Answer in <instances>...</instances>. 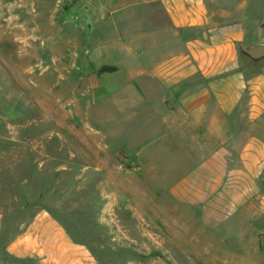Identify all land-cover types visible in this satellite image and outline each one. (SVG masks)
<instances>
[{
  "label": "rangeland",
  "instance_id": "374dc122",
  "mask_svg": "<svg viewBox=\"0 0 264 264\" xmlns=\"http://www.w3.org/2000/svg\"><path fill=\"white\" fill-rule=\"evenodd\" d=\"M158 14L155 0H0V212L15 229L50 209L98 264H230L214 243L235 236L132 194L167 171L129 159L150 145L151 105L124 84L150 62Z\"/></svg>",
  "mask_w": 264,
  "mask_h": 264
},
{
  "label": "crops",
  "instance_id": "0c3cea01",
  "mask_svg": "<svg viewBox=\"0 0 264 264\" xmlns=\"http://www.w3.org/2000/svg\"><path fill=\"white\" fill-rule=\"evenodd\" d=\"M155 1L157 39L140 54L150 62L135 66L136 87L124 82L141 103L149 99L150 145L129 159L167 171L132 194L159 192L173 211L190 213L189 227L235 236L231 247L214 243L220 263L264 264V56L240 48H264V0ZM162 143L166 158L150 148ZM0 264L98 262L42 208L15 229L0 212Z\"/></svg>",
  "mask_w": 264,
  "mask_h": 264
},
{
  "label": "water",
  "instance_id": "95a60500",
  "mask_svg": "<svg viewBox=\"0 0 264 264\" xmlns=\"http://www.w3.org/2000/svg\"><path fill=\"white\" fill-rule=\"evenodd\" d=\"M240 48L243 52L254 59H259L264 56V48L262 46L242 44L240 45Z\"/></svg>",
  "mask_w": 264,
  "mask_h": 264
},
{
  "label": "trees",
  "instance_id": "16d2710c",
  "mask_svg": "<svg viewBox=\"0 0 264 264\" xmlns=\"http://www.w3.org/2000/svg\"><path fill=\"white\" fill-rule=\"evenodd\" d=\"M108 68H102L101 70L104 71V70H107Z\"/></svg>",
  "mask_w": 264,
  "mask_h": 264
}]
</instances>
